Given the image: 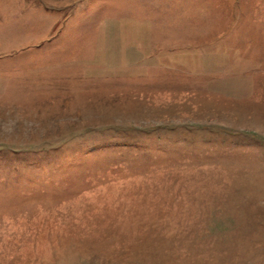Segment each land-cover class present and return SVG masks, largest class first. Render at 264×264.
Listing matches in <instances>:
<instances>
[{"label": "rangeland", "instance_id": "rangeland-1", "mask_svg": "<svg viewBox=\"0 0 264 264\" xmlns=\"http://www.w3.org/2000/svg\"><path fill=\"white\" fill-rule=\"evenodd\" d=\"M0 264H264V0H0Z\"/></svg>", "mask_w": 264, "mask_h": 264}]
</instances>
